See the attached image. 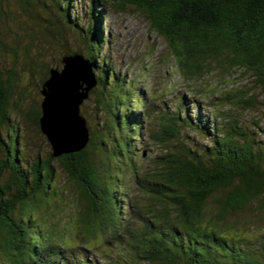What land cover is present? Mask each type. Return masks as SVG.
<instances>
[{
    "label": "trees",
    "instance_id": "obj_1",
    "mask_svg": "<svg viewBox=\"0 0 264 264\" xmlns=\"http://www.w3.org/2000/svg\"><path fill=\"white\" fill-rule=\"evenodd\" d=\"M50 1V11L55 6L59 12L46 17L45 0H15L16 19L30 38L44 26L53 35L59 28L51 24L58 19L83 35V48L67 46L55 67L62 68L64 56L82 55L96 79L86 98L94 96L102 113L88 129L85 147L55 157L81 187L78 207H73L75 226L84 240L100 231L105 246L115 243L128 251L121 252L130 258L126 264H264V232L256 234L248 224L264 219V130L259 123L250 130L240 114L206 110L194 96L162 123L161 133H155L160 144L168 140L176 147L164 149L142 168L136 162V155H143L136 153V146L142 144L145 118L138 106L139 93L132 81L110 67L101 50L109 36L104 35L106 7L133 4L164 38L171 66L184 78L197 77L211 66L225 71L244 68L264 87V0H89L85 34L75 14L76 0ZM7 3L0 0V15H7ZM0 46H5L1 40ZM24 46L29 53L30 42ZM52 67H47L41 85ZM4 83L0 71V130L7 129L5 138L0 134V264H98L100 251L89 255L91 247L66 244L63 234L52 235L39 218H31L41 208L57 204L60 188L50 160L38 155L29 164L24 158L19 126L11 118L10 109L39 129L40 102L26 115L17 101L10 104ZM222 100L241 110L260 103L249 89H237ZM189 106L197 112L194 119ZM182 107L186 115L181 118ZM185 126L207 142L190 141L182 133ZM127 176L147 199L128 189ZM17 206L23 211L16 216ZM241 212L240 219L227 222L230 214ZM247 227L254 233L247 234Z\"/></svg>",
    "mask_w": 264,
    "mask_h": 264
},
{
    "label": "rangeland",
    "instance_id": "obj_2",
    "mask_svg": "<svg viewBox=\"0 0 264 264\" xmlns=\"http://www.w3.org/2000/svg\"><path fill=\"white\" fill-rule=\"evenodd\" d=\"M12 1L7 3L4 0L7 3L5 9L8 16L0 15V40L5 44L4 47L0 46V71L4 76V85L10 90L8 101L10 104L17 101L19 109L30 116L32 110L37 108L42 99L41 79L47 67L57 66L62 51L67 46L82 47L83 35L80 32H73L66 23H62L58 19L51 24L53 29H56L57 26L59 28V30L54 31L53 35L45 30L46 27L44 26L42 31H39V35L34 33L30 38L17 24L18 4L15 0ZM48 1L45 0L47 7L42 9L43 14L46 17L54 16L59 11L56 10L55 6L51 7L50 11L52 2ZM88 3L89 0H76L75 3V14L80 26L84 28L83 34L87 30L88 16H90ZM101 7L99 6L97 9ZM38 20L43 21V17ZM103 25L106 27L104 35L109 34V36L103 43L102 53L106 60L110 61V67L120 76L132 81V88L136 93H139L138 106L145 118L141 128L142 144L136 146V153L141 151L143 155L137 154L136 162L137 164L140 163L142 168H147L152 163L151 159L165 151L164 149L172 150L176 147L173 141L168 140H165L164 145L160 144L156 140L155 133H161L162 123H166L171 116L175 115L181 104L189 105L194 96L203 101L201 106L206 105V110L229 109L233 113L240 114L244 125L248 126L250 130L257 129V122L259 127L264 130V107L261 105L264 103L262 102L264 101V87L255 82V76L250 71L244 68L225 71L222 68L211 66L197 77L184 78L171 66L173 62L169 61V50L164 38L151 29L146 15L133 4L124 6L109 4L104 11ZM32 28L39 29L38 26ZM28 42L32 48L26 54L24 43ZM11 49H14L15 52L13 53ZM100 55L101 53L99 57ZM237 89H249L250 94L260 103L252 108L241 110L223 102L222 99L225 95H229ZM133 103L136 104V102ZM185 111L182 107L179 111V117L185 116ZM10 113L13 121L19 126V142L21 143L19 146L24 158L29 164L38 155L42 159L50 160L54 167V180L60 188L57 204L51 205L49 208H41L38 215L33 213L31 218H39L42 226L52 235L55 232L56 234H63L62 240L66 244L82 243L84 246H89L91 247L89 255L95 249L100 251L102 256H96L99 260L98 264H126L130 258L121 252L124 251L125 254H128V251L119 248L120 246L115 245V243L105 246L100 231L95 233L94 238L88 237L84 240L85 235L78 232L75 226L74 214L78 207L76 201L81 196V187L76 179L65 170L61 161L57 157L51 156V145L40 128L38 129L29 118L20 117L14 110L10 109ZM80 113L90 130L96 121L100 120L102 111L101 108H96L94 96H90L81 103ZM188 113L193 119L197 116L196 110L190 106ZM6 132L7 129L2 128L0 130L1 136L5 138ZM182 133L192 142H207L201 133L192 128L185 126ZM2 157L3 152L0 146V158ZM140 158L142 159L140 160ZM8 177L9 174L5 176V179L7 180ZM125 182L132 193L143 194L142 199H147V195L138 192L135 185H131L133 181L130 176L125 177ZM11 189L12 192H16L15 185ZM73 205L77 207H73ZM19 211L22 212L23 210L17 206L16 216ZM242 214V212L230 214L227 222L231 223L235 219H240ZM22 217L26 218L23 214ZM248 224L254 226L253 230L256 234L264 232V219L259 222L249 220ZM240 227L242 226L240 225ZM248 229L249 227L244 230L247 231ZM249 233L254 232L247 231V234ZM254 246L261 247L258 244ZM0 250H2L1 247ZM135 264L152 263L140 261Z\"/></svg>",
    "mask_w": 264,
    "mask_h": 264
},
{
    "label": "water",
    "instance_id": "obj_3",
    "mask_svg": "<svg viewBox=\"0 0 264 264\" xmlns=\"http://www.w3.org/2000/svg\"><path fill=\"white\" fill-rule=\"evenodd\" d=\"M61 69L52 67L41 85L39 128L53 156L79 151L88 141V127L80 105L95 85L89 62L82 55L62 58Z\"/></svg>",
    "mask_w": 264,
    "mask_h": 264
}]
</instances>
